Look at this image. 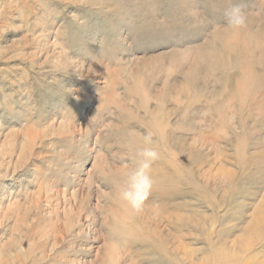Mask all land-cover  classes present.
I'll list each match as a JSON object with an SVG mask.
<instances>
[{"label": "rangeland", "instance_id": "rangeland-1", "mask_svg": "<svg viewBox=\"0 0 264 264\" xmlns=\"http://www.w3.org/2000/svg\"><path fill=\"white\" fill-rule=\"evenodd\" d=\"M0 264H264V0H0Z\"/></svg>", "mask_w": 264, "mask_h": 264}, {"label": "clouds", "instance_id": "clouds-1", "mask_svg": "<svg viewBox=\"0 0 264 264\" xmlns=\"http://www.w3.org/2000/svg\"><path fill=\"white\" fill-rule=\"evenodd\" d=\"M243 7L241 3H234L225 10L228 26L237 30L246 27L247 17ZM152 141L151 132L143 136L144 144H151ZM158 159L160 152L156 147L137 148L133 164L127 168L123 182L116 189L117 199L131 214L142 212L145 201L153 190L155 181L152 176V166Z\"/></svg>", "mask_w": 264, "mask_h": 264}, {"label": "bare ground", "instance_id": "bare-ground-1", "mask_svg": "<svg viewBox=\"0 0 264 264\" xmlns=\"http://www.w3.org/2000/svg\"><path fill=\"white\" fill-rule=\"evenodd\" d=\"M255 231H256V230H255ZM253 232H254V231H253ZM257 232H258V231H257ZM248 237H249V236H248ZM248 237H247V238H248ZM254 237H255V236H254ZM249 238H250V237H249ZM249 240H250V239H249ZM244 244H245V243H244ZM250 248H251V247H250Z\"/></svg>", "mask_w": 264, "mask_h": 264}]
</instances>
